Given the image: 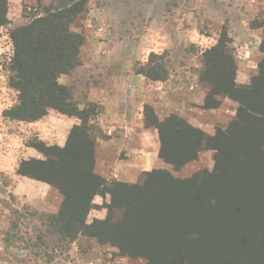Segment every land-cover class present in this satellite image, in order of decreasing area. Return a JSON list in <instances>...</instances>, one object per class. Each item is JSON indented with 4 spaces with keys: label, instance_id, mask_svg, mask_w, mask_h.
Returning a JSON list of instances; mask_svg holds the SVG:
<instances>
[{
    "label": "trees",
    "instance_id": "16d2710c",
    "mask_svg": "<svg viewBox=\"0 0 264 264\" xmlns=\"http://www.w3.org/2000/svg\"><path fill=\"white\" fill-rule=\"evenodd\" d=\"M59 1L12 33L9 85L18 103L7 112L21 122L37 121L48 110L81 121L62 147L34 143L44 159L22 160L16 169L18 176L46 183L62 197L57 214L41 216L47 235L63 242L93 239L145 264H264V37L257 74L247 86L236 84L232 62L223 51L216 55L219 46L208 51L200 78L207 90L203 108L218 107L224 97L238 104L224 131L210 137L175 114L159 121L144 107V125L157 129L162 161L178 170L211 149V171L177 179L154 169L144 173L141 185L108 181L94 172L96 141L89 123L78 115L70 89L58 83L79 65L80 36L70 27L82 13L79 0ZM5 4L0 0V26ZM140 74L151 81L166 77L161 67ZM105 195L110 196L106 218L89 222L94 197ZM16 235L8 232L6 242L19 241ZM42 238L36 240L43 246Z\"/></svg>",
    "mask_w": 264,
    "mask_h": 264
},
{
    "label": "rangeland",
    "instance_id": "374dc122",
    "mask_svg": "<svg viewBox=\"0 0 264 264\" xmlns=\"http://www.w3.org/2000/svg\"><path fill=\"white\" fill-rule=\"evenodd\" d=\"M59 3L6 0L5 24L0 26V264H145V260L121 255L117 248L93 239L78 236L63 242L47 235L41 216L58 213L61 195L55 190L57 194L48 198L52 205L60 199L56 213L38 210L13 194L14 177L4 171L16 161L17 169L22 160H43L32 145L38 141L58 145L66 129L63 121L68 116L56 110H48L46 116L34 122L11 120L7 114L18 103V93L9 85L14 57L12 33ZM77 8H82V13L70 29L80 36L79 65L69 74L60 75L58 83L70 89L72 103L89 123L95 141L103 137L101 126L94 122L103 114V107L90 103L87 93L90 88L108 86L114 77L116 83L136 87L140 93L146 84L148 104L143 110L151 107L159 121L175 114L213 137L235 118L238 104L227 97L219 100L218 107L203 108L207 90L200 78L207 70L208 51L219 46L216 55L223 51V58L232 62L236 84L250 83L263 55L264 0H79ZM149 67H161L166 75L163 81H151L140 74ZM122 72L123 78L112 76ZM146 128L157 131L154 126ZM161 162L156 169L187 179L196 171L213 169L214 151L201 152L197 160L178 170ZM144 173L132 184L141 185L146 180ZM109 200V195L105 199L94 197L96 208L89 212V222L106 218ZM8 232L17 234L19 241L12 238L6 242ZM39 234L43 246L36 240Z\"/></svg>",
    "mask_w": 264,
    "mask_h": 264
},
{
    "label": "crops",
    "instance_id": "0c3cea01",
    "mask_svg": "<svg viewBox=\"0 0 264 264\" xmlns=\"http://www.w3.org/2000/svg\"><path fill=\"white\" fill-rule=\"evenodd\" d=\"M112 76L123 78L124 73H112ZM116 81L114 77L108 86L93 87L87 93L90 103L103 107V114L96 116L94 121L103 132V137L96 138L94 172L106 180L132 184L141 173L160 167L159 137L156 130L151 131L144 125L143 106L148 104L147 85L141 88L143 93H140V89ZM63 122L66 129L62 141L58 143L61 146L65 144L72 127L79 125L78 119L70 117ZM16 165L17 161L10 170L4 169L14 177L13 194L21 196L25 203L38 210L56 213L60 199L53 205L48 201L56 191L46 183L16 175ZM26 179L32 181L26 182Z\"/></svg>",
    "mask_w": 264,
    "mask_h": 264
}]
</instances>
